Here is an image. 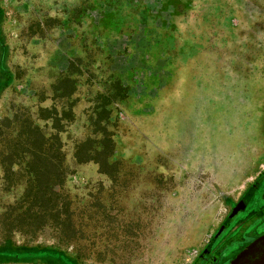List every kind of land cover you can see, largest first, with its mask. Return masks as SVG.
I'll use <instances>...</instances> for the list:
<instances>
[{"label":"rangeland","instance_id":"374dc122","mask_svg":"<svg viewBox=\"0 0 264 264\" xmlns=\"http://www.w3.org/2000/svg\"><path fill=\"white\" fill-rule=\"evenodd\" d=\"M262 178L264 0H0V264H230Z\"/></svg>","mask_w":264,"mask_h":264},{"label":"water","instance_id":"95a60500","mask_svg":"<svg viewBox=\"0 0 264 264\" xmlns=\"http://www.w3.org/2000/svg\"><path fill=\"white\" fill-rule=\"evenodd\" d=\"M230 264H264V234L242 249Z\"/></svg>","mask_w":264,"mask_h":264},{"label":"flooded vegetation","instance_id":"af4514ba","mask_svg":"<svg viewBox=\"0 0 264 264\" xmlns=\"http://www.w3.org/2000/svg\"><path fill=\"white\" fill-rule=\"evenodd\" d=\"M259 188H261V194H260V205H259V207L254 211V212H251V213H249V211H248V213H244L245 215H250V217H249V219H252V218H254L255 220H256V222L255 223H257L258 222V224L260 223L261 224V229L260 230H262L263 228H264V216H263V214H264V178H262V179H260L258 182H256L251 188H250V190H249V193H248V195L246 196V207H245V209L241 212V213H243L246 209H247V206H248V204H249V202L251 201V199L253 198V196H254V194H255V192H256V190L257 189H259ZM245 218V217H244ZM254 223V224H255ZM253 224V225H254ZM228 228H229V226H228ZM227 228V229H228ZM227 229H226V231H227ZM260 230L258 231V232H260ZM257 232V233H258ZM249 235H251V233L250 234H248L247 236H245L243 239H245L246 237H248ZM253 240V239H252ZM251 240V241H252ZM250 243V242H249ZM239 249H240V246H239ZM241 250H242V248H241ZM240 251V250H239ZM217 258V257H216ZM216 258H214L213 260H211L210 261V263L209 264H213L215 261H216ZM209 261V260H208ZM221 263V262H220ZM219 263V264H220Z\"/></svg>","mask_w":264,"mask_h":264},{"label":"bare ground","instance_id":"6f19581e","mask_svg":"<svg viewBox=\"0 0 264 264\" xmlns=\"http://www.w3.org/2000/svg\"><path fill=\"white\" fill-rule=\"evenodd\" d=\"M233 227H234V226H233ZM233 227H232V228H233ZM227 232H228V231H227Z\"/></svg>","mask_w":264,"mask_h":264}]
</instances>
